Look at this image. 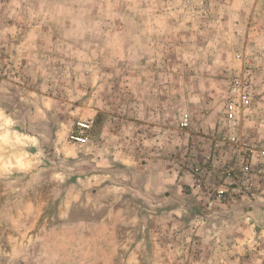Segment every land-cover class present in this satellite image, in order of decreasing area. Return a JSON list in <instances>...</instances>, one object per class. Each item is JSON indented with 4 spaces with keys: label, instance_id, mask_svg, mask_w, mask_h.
Segmentation results:
<instances>
[{
    "label": "rangeland",
    "instance_id": "374dc122",
    "mask_svg": "<svg viewBox=\"0 0 264 264\" xmlns=\"http://www.w3.org/2000/svg\"><path fill=\"white\" fill-rule=\"evenodd\" d=\"M239 73L264 167V0H0V264H264L219 125Z\"/></svg>",
    "mask_w": 264,
    "mask_h": 264
},
{
    "label": "built area",
    "instance_id": "2783aa9c",
    "mask_svg": "<svg viewBox=\"0 0 264 264\" xmlns=\"http://www.w3.org/2000/svg\"><path fill=\"white\" fill-rule=\"evenodd\" d=\"M237 58L240 59L241 55L238 54ZM225 103L222 111V116L219 125L221 126V132L223 128L228 132L224 135V138L233 151L234 154L241 156L240 173L244 178H252L256 175H260L264 179V167L255 166L252 162V157L256 151L251 145L242 138L238 132L242 125L243 119L250 114L254 103L255 97L251 92L250 86L246 78L241 74H235L230 78L225 87ZM190 116L188 113L183 114L180 120V126L187 128L190 125ZM93 121L84 119L77 121L74 130L70 134V140L75 144H87L90 142ZM215 142V150L221 148L222 142L219 139H211ZM257 154L264 157V148L260 149ZM231 174H228V177ZM203 180L199 179L198 187H202ZM222 192V191H220ZM221 194V193H220Z\"/></svg>",
    "mask_w": 264,
    "mask_h": 264
}]
</instances>
